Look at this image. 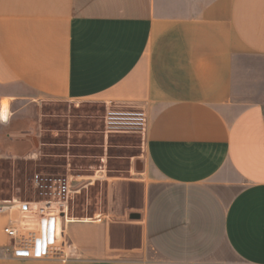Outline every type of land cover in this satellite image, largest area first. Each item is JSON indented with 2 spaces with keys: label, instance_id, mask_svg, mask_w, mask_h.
<instances>
[{
  "label": "crops",
  "instance_id": "1",
  "mask_svg": "<svg viewBox=\"0 0 264 264\" xmlns=\"http://www.w3.org/2000/svg\"><path fill=\"white\" fill-rule=\"evenodd\" d=\"M63 102L144 114L136 208L68 214L66 261L0 213V264H264V0H0V160Z\"/></svg>",
  "mask_w": 264,
  "mask_h": 264
},
{
  "label": "rangeland",
  "instance_id": "2",
  "mask_svg": "<svg viewBox=\"0 0 264 264\" xmlns=\"http://www.w3.org/2000/svg\"><path fill=\"white\" fill-rule=\"evenodd\" d=\"M138 113L135 107L46 104L37 158L0 160V206L67 200L69 216L80 219L136 208L128 179L143 173L137 164L145 169Z\"/></svg>",
  "mask_w": 264,
  "mask_h": 264
},
{
  "label": "built area",
  "instance_id": "3",
  "mask_svg": "<svg viewBox=\"0 0 264 264\" xmlns=\"http://www.w3.org/2000/svg\"><path fill=\"white\" fill-rule=\"evenodd\" d=\"M137 115L140 117L139 126L144 127V114ZM64 192L69 194V185L64 187ZM13 208L17 209L18 218L10 220L4 233L13 241L16 257L67 260L65 230L70 221L67 200L58 203L5 202L0 206V213H10Z\"/></svg>",
  "mask_w": 264,
  "mask_h": 264
},
{
  "label": "water",
  "instance_id": "4",
  "mask_svg": "<svg viewBox=\"0 0 264 264\" xmlns=\"http://www.w3.org/2000/svg\"><path fill=\"white\" fill-rule=\"evenodd\" d=\"M34 142L36 143V146L38 147L39 146V142H38V139L35 137L34 138ZM137 172L141 173V172H144V166L143 164H137Z\"/></svg>",
  "mask_w": 264,
  "mask_h": 264
},
{
  "label": "bare ground",
  "instance_id": "5",
  "mask_svg": "<svg viewBox=\"0 0 264 264\" xmlns=\"http://www.w3.org/2000/svg\"><path fill=\"white\" fill-rule=\"evenodd\" d=\"M7 113H8V106L6 105V114L5 115H7Z\"/></svg>",
  "mask_w": 264,
  "mask_h": 264
}]
</instances>
